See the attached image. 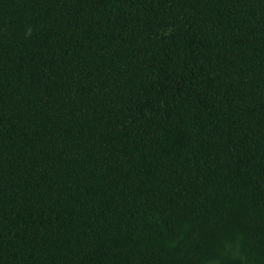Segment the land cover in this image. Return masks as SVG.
Wrapping results in <instances>:
<instances>
[{"label":"trees","instance_id":"trees-1","mask_svg":"<svg viewBox=\"0 0 264 264\" xmlns=\"http://www.w3.org/2000/svg\"><path fill=\"white\" fill-rule=\"evenodd\" d=\"M0 264H264V0H0Z\"/></svg>","mask_w":264,"mask_h":264}]
</instances>
